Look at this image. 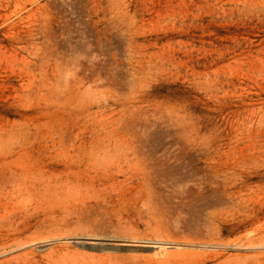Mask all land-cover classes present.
Here are the masks:
<instances>
[{
    "label": "rangeland",
    "instance_id": "rangeland-1",
    "mask_svg": "<svg viewBox=\"0 0 264 264\" xmlns=\"http://www.w3.org/2000/svg\"><path fill=\"white\" fill-rule=\"evenodd\" d=\"M0 264H264V0H0Z\"/></svg>",
    "mask_w": 264,
    "mask_h": 264
},
{
    "label": "bare ground",
    "instance_id": "bare-ground-1",
    "mask_svg": "<svg viewBox=\"0 0 264 264\" xmlns=\"http://www.w3.org/2000/svg\"><path fill=\"white\" fill-rule=\"evenodd\" d=\"M64 183V182H63ZM7 216V215H6ZM91 218V217H90ZM77 219H79V218H77ZM88 219V218H87ZM13 220V219H12ZM87 235V234H86ZM81 238V237H80ZM90 238V237H89ZM51 240V239H50ZM98 241V240H97ZM15 247V246H14Z\"/></svg>",
    "mask_w": 264,
    "mask_h": 264
}]
</instances>
